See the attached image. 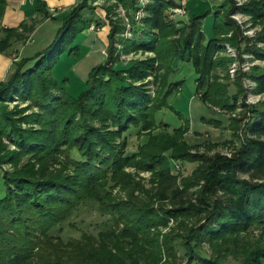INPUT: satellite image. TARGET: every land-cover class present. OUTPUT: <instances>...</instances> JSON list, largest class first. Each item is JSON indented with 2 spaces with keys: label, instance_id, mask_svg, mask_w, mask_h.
I'll use <instances>...</instances> for the list:
<instances>
[{
  "label": "trees",
  "instance_id": "1",
  "mask_svg": "<svg viewBox=\"0 0 264 264\" xmlns=\"http://www.w3.org/2000/svg\"><path fill=\"white\" fill-rule=\"evenodd\" d=\"M114 1L125 8L128 26L112 19L108 8L107 55L89 71L80 92L72 95L70 81L57 80L53 70L67 56L74 55L73 63L83 58L79 38L94 21L91 0L58 16L36 0L40 19L61 25L48 47L15 60L14 71L0 80V264H264V99L247 103L244 85L248 78L264 94V66L238 69L231 80L228 70L236 58L222 46L229 44L240 61L244 53L264 60V47L257 44L264 42V0L241 6L226 0L217 11L199 1L184 6L187 18L176 22L164 17L173 0H148L143 24L135 20L137 0ZM6 6L0 0V53L10 54L40 19L4 27ZM237 10L262 24L254 38L231 16ZM213 12L207 37L203 20ZM117 43L123 51L154 56L123 66ZM186 83L188 115L170 101ZM197 95L208 109L228 112L230 154L192 151L199 144L186 137L188 105ZM239 100L241 112L230 115ZM162 110L174 112L179 125L169 130L170 123L158 121ZM131 128L148 138L128 155L123 134ZM174 162L193 168L174 174ZM140 171L151 172V188L136 179ZM84 206L108 216L97 234L64 238L51 232ZM170 218L176 226L162 232Z\"/></svg>",
  "mask_w": 264,
  "mask_h": 264
},
{
  "label": "rangeland",
  "instance_id": "2",
  "mask_svg": "<svg viewBox=\"0 0 264 264\" xmlns=\"http://www.w3.org/2000/svg\"><path fill=\"white\" fill-rule=\"evenodd\" d=\"M174 1V0H173ZM250 0H236V3L238 6H241L243 3H246ZM146 0H137V5L140 6L136 12H135V20L141 24L142 18L145 16L146 11L143 10V14L139 13L141 11L143 5L147 3ZM175 2V1H174ZM178 2V3H177ZM175 2L174 7H170L165 10L164 17L167 22H176L179 21L181 18H187L186 12H178L176 9L178 7L185 6V1L180 0ZM224 3H226V0H221L217 2L219 4V7L222 6ZM91 5L94 6L96 9L91 12V16L94 19V22L91 24L88 34L92 37V41L89 43V41L85 42V37H89L86 32L83 33V35L80 36L79 41L81 43V54L83 55V58L80 59L77 62L73 63L74 55L67 56L66 58H63V60L59 61L58 64L55 66L53 73L57 80H62L64 78H67L70 81L69 86V92L73 94H77L80 92L84 87V82L88 78L89 71L96 66L97 64L101 63L105 60L107 55V46H108V32L110 29V25L107 21V14H108V8L112 7L113 9L110 11V16L112 19L116 20V18H121L123 24L125 23L127 25V16L125 12V8L119 4L116 3L114 0H91ZM219 7L213 9V11H217ZM239 25H241L243 29L244 35L249 36L251 39L254 38V36L261 31L262 24L256 23L253 24V21L251 17L240 10H237L232 13L231 15ZM214 18V12L208 15L204 18L203 24L205 26L204 30L206 31L207 37L212 35V24ZM97 23V24H96ZM128 26V25H127ZM124 35L127 37H131V34L129 30L127 29L124 32ZM31 41V39H30ZM91 44V45H90ZM258 46L264 47V42H258ZM119 50L120 60L123 66H128L132 64V62L136 59H145L147 57H152L154 54L152 52H133V51H123L122 45L120 43L116 44ZM224 48H226L227 53L234 58H236V61L233 62V64L229 68L230 73V79L234 80L236 76V72L238 69H242L243 71H248L249 68L254 64H259L264 66V60L254 58L252 54L250 53H244L243 54V61H240L237 58V53L235 49H233L229 44H222ZM92 48V51L90 49ZM94 49V50H93ZM98 52H97V51ZM91 57L92 59L91 62ZM99 56V57H96ZM88 62V63H87ZM91 62V63H89ZM89 64V65H88ZM85 65V66H84ZM88 65V66H86ZM84 66V68H83ZM85 70V71H82ZM179 71V75H180ZM186 73V72H185ZM221 76H224V73H219ZM178 78V74L172 75L171 79ZM148 79L152 80V73L149 72ZM6 80V79H5ZM189 80V79H188ZM190 81V80H189ZM244 85L246 87V102L249 104H254L259 100L264 99L263 93H257L255 92L256 84L254 81H251L248 78H245ZM232 87V86H231ZM234 89V87H232ZM150 94H154V86L151 83L149 85ZM191 93L190 83H186L183 86V89H179L178 92L174 93L172 97L170 98V101L172 103H175V108L177 110H180L185 115H188L186 112V101L188 96ZM199 98V95L196 96ZM17 103V100L12 102L10 104L11 107ZM200 105H198L197 110L195 112L189 111V118H190V127L189 132L187 133L186 137L187 140L190 143L193 144H199L198 148H194L192 151H208V153L213 154L216 151H221L223 153L230 154L232 143L231 140L234 139L232 135V129L229 125V114L228 112L220 108L218 106H213V110L208 109L207 105L203 103L201 100L198 101ZM197 103V104H198ZM25 103H22L21 106H25ZM191 103L188 105V109H190ZM192 107V105H191ZM242 109V100H239L237 103V107L234 111L231 112L230 115L235 116L238 113L241 112ZM36 110V109H35ZM32 110H29L30 112ZM215 119V122H212L211 120ZM166 120L168 123L171 124V127L169 130H172V127H175L179 125L180 120L176 116L174 112L162 110L158 112L157 114V120L162 121ZM217 123V124H216ZM159 129H157L155 132H157ZM126 138V153L132 154L138 150V147L141 144H144L147 141V136L138 135V129L131 128L126 133L123 134ZM5 142H8L5 140ZM9 143V142H8ZM209 144H218L215 146L210 147L211 149H208ZM9 146L11 149H14V145L9 143ZM12 166L10 164H4L3 168L7 170H11ZM183 170V174H189L193 168V165L190 163H185L181 167ZM180 164L178 162H174V166L172 169V173L177 174L180 171ZM130 172H135V169L133 167H128L126 169ZM2 173L0 171V194L2 193V188L4 189L2 184ZM151 172L150 171H140L138 173V176H136V179H141L142 182L145 185V188L149 189L153 185L150 181ZM155 185V184H154ZM117 188L114 192H116ZM108 216L100 214L95 208L84 206L79 212L72 215L67 222L62 226V229L60 231H56V228H53L51 230L52 233L60 234L64 238H77L81 236L83 232H89L92 234H97L100 229H102L105 226V223L107 221ZM180 220V219H179ZM178 220V221H179ZM176 221L173 218L169 219L168 226L162 229V232H166L170 229L172 226H176ZM180 239L177 242V250L179 254V258L181 261L184 260L183 254L185 252V248L180 243Z\"/></svg>",
  "mask_w": 264,
  "mask_h": 264
},
{
  "label": "crops",
  "instance_id": "3",
  "mask_svg": "<svg viewBox=\"0 0 264 264\" xmlns=\"http://www.w3.org/2000/svg\"><path fill=\"white\" fill-rule=\"evenodd\" d=\"M50 14L58 16L60 13L67 11L73 5L77 4L80 0H44ZM175 2L180 0H174ZM185 6L187 9H191L199 1H205L209 4V7L215 10L219 7L217 2L221 0H184ZM36 0H6L7 6L5 9L4 16L2 18V26H17L23 20H31L35 18H41L35 10ZM178 3V2H177ZM189 11V10H188ZM94 22V21H93ZM61 22L58 20H51L49 18L40 19V22L37 24L36 28L28 36L26 43L19 44L17 43L14 50L11 53H0V80H5L15 69L14 61L22 57L32 56L35 53L44 50L48 47L54 40L56 32L60 27ZM90 29V28H89ZM85 32L88 34L89 31ZM206 32V31H205ZM212 34V33H211ZM89 37H85L84 41L89 43L92 41V37L88 34ZM211 36V35H210ZM31 39V41H28ZM91 45V44H90ZM94 50V49H93ZM92 51V48L90 49ZM199 98L193 96L189 103V111L195 112L197 110ZM198 103V104H197ZM196 113V112H195Z\"/></svg>",
  "mask_w": 264,
  "mask_h": 264
},
{
  "label": "built area",
  "instance_id": "4",
  "mask_svg": "<svg viewBox=\"0 0 264 264\" xmlns=\"http://www.w3.org/2000/svg\"><path fill=\"white\" fill-rule=\"evenodd\" d=\"M146 1H148V0H146ZM143 10L144 9H141V11L139 12V13H141V14H143ZM178 12H186L185 11V7H184V5H183V7H178L177 9H176ZM28 41H30V39L28 40Z\"/></svg>",
  "mask_w": 264,
  "mask_h": 264
},
{
  "label": "bare ground",
  "instance_id": "5",
  "mask_svg": "<svg viewBox=\"0 0 264 264\" xmlns=\"http://www.w3.org/2000/svg\"><path fill=\"white\" fill-rule=\"evenodd\" d=\"M96 51H97V50H96ZM97 52H98V51H97ZM91 56H92V55H90V57H89V58H91V62H95V61H92V59H93V60H95V59H94V57L92 58ZM96 57H99V56L96 55ZM91 62H89V63H91ZM87 63H88V62H87ZM88 65H89V64H88ZM88 65H86V66H88ZM84 66H85V65H84ZM84 66H83V68H84ZM82 71H85V70L82 69Z\"/></svg>",
  "mask_w": 264,
  "mask_h": 264
}]
</instances>
